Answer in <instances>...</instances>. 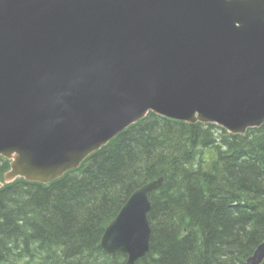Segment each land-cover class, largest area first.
<instances>
[{
  "label": "water",
  "instance_id": "water-1",
  "mask_svg": "<svg viewBox=\"0 0 264 264\" xmlns=\"http://www.w3.org/2000/svg\"><path fill=\"white\" fill-rule=\"evenodd\" d=\"M150 111L235 135L263 126L264 0H0L5 183L49 184ZM162 185L123 206L107 253L146 251ZM263 262L264 242L247 264Z\"/></svg>",
  "mask_w": 264,
  "mask_h": 264
},
{
  "label": "trees",
  "instance_id": "trees-1",
  "mask_svg": "<svg viewBox=\"0 0 264 264\" xmlns=\"http://www.w3.org/2000/svg\"><path fill=\"white\" fill-rule=\"evenodd\" d=\"M207 148L219 158L209 170ZM8 168L0 159L1 177ZM160 177L150 250L136 264H246L264 242V125L231 135L151 115L60 180L2 188L0 264H126L101 247L105 229Z\"/></svg>",
  "mask_w": 264,
  "mask_h": 264
},
{
  "label": "bare ground",
  "instance_id": "bare-ground-1",
  "mask_svg": "<svg viewBox=\"0 0 264 264\" xmlns=\"http://www.w3.org/2000/svg\"><path fill=\"white\" fill-rule=\"evenodd\" d=\"M213 149V148H212ZM214 151H215V154L218 156V154H217V152H216V150L214 149ZM206 169L207 170H209V169H211L208 165H207V163H206ZM8 171H10V170H7V171H5V172H8ZM159 180H163V182H164V178L163 177H160L159 179H156V180H153V181H159ZM153 181H150V182H153ZM149 183V182H148ZM147 184V183H146ZM145 185V184H144ZM142 187V186H141ZM140 187V188H141ZM140 188H138L137 190H135L134 192H133V194L130 196V198L127 200V202L130 200V199H132L133 198V196L135 195V193L136 192H138V190H140ZM149 201H150V203H151V208H152V202H151V198H150V196H149ZM126 202V203H127ZM125 203V204H126ZM124 204V205H125ZM123 208V207H122ZM122 208H121V210H122ZM120 210V211H121ZM120 213V212H119ZM118 213V214H119ZM118 216V215H117ZM116 216V217H117ZM116 217L108 224V226L106 227V229H105V232H104V235H105V233H106V230H107V228L110 226V224L116 219ZM149 223H150V219H149ZM150 228H151V223H150ZM151 233H152V228H151ZM104 235H103V237H104ZM103 237H102V240H101V246H102V243H103ZM150 241H151V237H150V240H149V244H148V247L146 248V251H144V252H142L141 254H139L138 252H136V254H135V257H130L129 255H126V254H124V255H126L127 256V261H126V264H136L139 260H141L142 258H144L148 253H149V250H150ZM261 245V244H260ZM259 245V246H260ZM258 246V247H259ZM258 249V248H257ZM122 254V253H121ZM111 255H113V254H111ZM249 260V259H248ZM248 260H247V262H246V264L248 263Z\"/></svg>",
  "mask_w": 264,
  "mask_h": 264
},
{
  "label": "rangeland",
  "instance_id": "rangeland-1",
  "mask_svg": "<svg viewBox=\"0 0 264 264\" xmlns=\"http://www.w3.org/2000/svg\"><path fill=\"white\" fill-rule=\"evenodd\" d=\"M105 251V250H104ZM106 252V251H105Z\"/></svg>",
  "mask_w": 264,
  "mask_h": 264
}]
</instances>
